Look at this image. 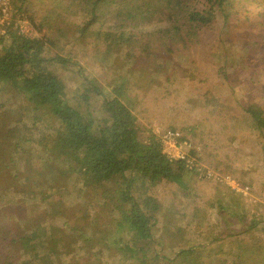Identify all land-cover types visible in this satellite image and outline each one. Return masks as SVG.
<instances>
[{
    "label": "trees",
    "instance_id": "obj_1",
    "mask_svg": "<svg viewBox=\"0 0 264 264\" xmlns=\"http://www.w3.org/2000/svg\"><path fill=\"white\" fill-rule=\"evenodd\" d=\"M17 7L40 28H46L49 45L58 46L60 52H53L45 39L20 35L13 22L7 25L6 33L0 35V96L3 92L19 91L32 110H43L61 121L57 133H45L40 140L45 151L59 161L51 165L52 169H59L58 179L51 182L66 184L70 179L59 178L72 175L86 187L121 181L123 204L116 206L121 213L118 224L129 226L139 239L156 243L157 212L161 205L153 189L174 183L186 190V180L193 174L200 175L196 169L187 168L184 161L169 160L159 136L143 121V117L150 121L159 110L175 109L170 105L162 109L160 98L167 95L166 90L163 94L149 85L161 78L171 81L170 66H178L183 74L192 73L190 68H198L200 63L193 52L203 50L211 54L215 69L214 74L190 75L193 80L200 79V95L213 94L223 77L242 82L250 95L242 109L260 133L261 138L255 142L262 144L264 153V102L256 98L251 80L252 75L264 70V0H18ZM234 25L236 29L251 26L259 33L256 40L243 43H252L255 53L246 54L237 64L227 60L228 53L223 49L227 48L223 36L230 34ZM71 38L105 52L112 63L107 66L108 72L112 71L107 84L97 76L87 75L81 65L74 63L85 82L79 97L80 108L70 102L65 81L51 68L53 63L71 65L72 56L61 52L65 51L63 42ZM221 43L224 45L219 50ZM185 60L191 64L189 68L184 67ZM260 79L257 75L255 82L261 85ZM215 97L207 99L216 101ZM153 105H158L159 110L155 111ZM94 107L102 116L96 114ZM4 109L6 115L0 111V264H64L58 260V249H36L32 242L36 230L17 231L20 223L11 211L20 206L21 199L13 198L10 203L4 199L9 184L7 154L12 137L5 129L8 108ZM224 114L213 111L214 116ZM164 129L176 130L173 126ZM182 135L194 142L198 138L205 146L210 143L209 135L195 125ZM210 147L206 146L204 152L208 153ZM211 164L224 174L231 172L222 161L213 158ZM134 188L142 190V194L135 196ZM220 208L226 210L224 205ZM245 215L241 217L243 221ZM256 222L250 226L254 227ZM165 231L170 232V228ZM117 243L126 255L131 253L138 258L139 264H205L197 246H181L171 256L162 255L159 250L151 252V247L141 248L139 255L135 246L123 243L122 239ZM238 250L236 264H264L262 243L240 245ZM24 251L27 255L35 253L23 260Z\"/></svg>",
    "mask_w": 264,
    "mask_h": 264
},
{
    "label": "rangeland",
    "instance_id": "obj_2",
    "mask_svg": "<svg viewBox=\"0 0 264 264\" xmlns=\"http://www.w3.org/2000/svg\"><path fill=\"white\" fill-rule=\"evenodd\" d=\"M10 3L12 10L7 19L3 20L0 12V35H4L7 25H12L8 20L21 14L18 0H10ZM30 21L38 31L37 37L47 40L49 45L46 28ZM229 33L223 36L227 44L223 49L231 64L240 63L246 54L255 53L252 43L243 44L258 38L259 33L253 27L236 29L234 25ZM63 43L65 51L61 52L66 57L72 56L71 65L63 67L53 63L51 68L65 81L70 102L80 108L79 97L85 82L74 63L81 65L87 75L99 77L104 84L112 79V71L108 72L107 68L112 63L105 52L86 47L77 38ZM223 45L219 44V50ZM49 48L53 52L59 51L58 46L49 45ZM193 55L200 63L198 68H190L192 73L183 74L178 66L172 65L168 71L171 81L161 78L149 84L157 92L166 90L167 95L163 93L160 98L162 109L169 105L175 109L161 112L158 105H153L155 111L159 110L157 116L150 121L143 117V121L156 135H159L157 129L165 126H173L183 133L194 125L207 136L208 132L218 134L209 135L207 141L210 143L206 146L211 145V149L207 148L208 153L204 152L206 146L198 138H195L196 142L191 140L200 146V158L207 165L213 167V158L222 161L236 180L249 187L248 192L233 190L221 181L199 174L186 180V190L179 189L174 183L158 186L153 189L161 205L157 212L156 243L148 244L129 226L118 224L121 213L116 206L123 204L121 190L124 188L120 180L109 181L103 187H86L73 175L59 178L70 179L66 184L51 182L59 176V169H52L51 165L59 164V161L45 151L40 140L45 133H57L62 127L61 121L43 110H32L23 93L15 90L3 92L0 104L8 108L5 129L12 136L7 154L6 179L9 184L4 190V199L9 203L13 198L21 199L20 206L11 212L20 223L18 232L36 230L32 242L37 250L58 249V260H63L64 264H139L138 258L119 249L117 242L122 239L123 243L135 246L139 255L142 254L141 248L151 247V252L159 250L162 255L171 256L181 246H197L205 264H236L240 245L262 243L264 246V153L262 144L255 142L261 138L260 133L253 127L251 116L242 109L250 95L242 82L223 76L221 83L213 89L216 101L207 99L213 94L200 95L201 81L199 78L193 80L190 75L214 74L215 66L210 53L196 50ZM183 62L185 68L191 66L188 61ZM257 75L261 77V85L255 82ZM251 80L254 81L256 98L264 102V70L252 75ZM4 107H0V111L6 115ZM97 108L94 107L96 114L102 116ZM213 111H224L225 114L214 116ZM219 166L222 168L221 164ZM36 181L43 184L37 185ZM133 193L139 196L142 190L134 188ZM221 205L226 210L221 209ZM243 214H246L244 221ZM253 221H257L254 227L250 226ZM165 228H170V232ZM33 253L22 252V259L34 256Z\"/></svg>",
    "mask_w": 264,
    "mask_h": 264
},
{
    "label": "built area",
    "instance_id": "obj_3",
    "mask_svg": "<svg viewBox=\"0 0 264 264\" xmlns=\"http://www.w3.org/2000/svg\"><path fill=\"white\" fill-rule=\"evenodd\" d=\"M10 0H0V12L3 14V20L7 19L11 13ZM13 22L20 35L29 38H36L38 31L33 23L24 14H19L16 17L12 16L8 22ZM6 33V29L3 34ZM158 136L162 144L163 153L171 161H184L187 168L196 169L201 176L207 179H216L229 186L233 190L247 193L248 186L242 185L231 174H224L207 165L199 154L200 146L195 145L191 139H184L179 130H165L158 128Z\"/></svg>",
    "mask_w": 264,
    "mask_h": 264
}]
</instances>
